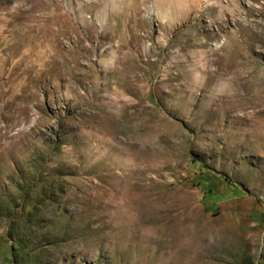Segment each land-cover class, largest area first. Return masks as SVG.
Listing matches in <instances>:
<instances>
[{"label":"rangeland","instance_id":"obj_1","mask_svg":"<svg viewBox=\"0 0 264 264\" xmlns=\"http://www.w3.org/2000/svg\"><path fill=\"white\" fill-rule=\"evenodd\" d=\"M0 264H264V0H0Z\"/></svg>","mask_w":264,"mask_h":264},{"label":"bare ground","instance_id":"obj_2","mask_svg":"<svg viewBox=\"0 0 264 264\" xmlns=\"http://www.w3.org/2000/svg\"><path fill=\"white\" fill-rule=\"evenodd\" d=\"M221 26V25H220ZM215 38H216V36H215Z\"/></svg>","mask_w":264,"mask_h":264}]
</instances>
